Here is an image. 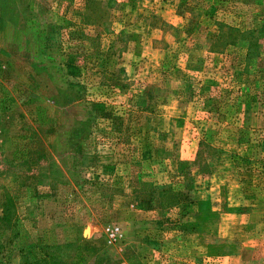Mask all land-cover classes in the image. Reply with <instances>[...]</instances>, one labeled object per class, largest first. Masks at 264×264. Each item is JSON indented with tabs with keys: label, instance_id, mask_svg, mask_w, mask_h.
I'll use <instances>...</instances> for the list:
<instances>
[{
	"label": "rangeland",
	"instance_id": "1",
	"mask_svg": "<svg viewBox=\"0 0 264 264\" xmlns=\"http://www.w3.org/2000/svg\"><path fill=\"white\" fill-rule=\"evenodd\" d=\"M263 217L264 0H0V264H264Z\"/></svg>",
	"mask_w": 264,
	"mask_h": 264
},
{
	"label": "crops",
	"instance_id": "2",
	"mask_svg": "<svg viewBox=\"0 0 264 264\" xmlns=\"http://www.w3.org/2000/svg\"><path fill=\"white\" fill-rule=\"evenodd\" d=\"M230 168H232L231 166H229ZM257 185H259V184H261L262 182L261 181H256L255 182ZM222 187V186H221ZM220 187V188H221ZM256 189H258V188H256ZM236 192V191H235ZM252 199H255V197H253ZM201 201H206L207 203H208V201H209V199H207V198H203V199H201ZM250 201H251V199H248L247 198V203L248 204H246V205H248V206H246L245 208L247 209V210H250V206H249V203H250ZM206 204V203H205ZM235 207V211L237 212V214L238 213H241V212H243L244 211V213L245 214H247V215H249V213H247V211L244 209V206H242V205H235L234 206ZM206 210V209H205ZM253 210H256V209H253ZM251 213H252V211H251ZM193 218H194V216H193ZM264 218V217H263ZM256 233V232H255ZM254 234V233H253ZM188 236L189 235H192V236H195L196 235V237L198 236V234H194V233H188L187 234ZM202 235V234H201ZM198 241H199V243H200V245H201V247L203 248V251H204V253H205V257H208V258H211V257H214V258H221V257H223V258H225L226 257V254H224V251L225 250H222V248L220 247V245H215V244H210V242H209V240L207 239V238H205V236L204 235H202L201 236V238L199 239L198 238ZM220 241V240H219ZM223 244H224V241H222V246H223ZM242 248H243V246H242ZM212 251H214V253L213 254H211L212 253ZM191 253H193V252H191ZM192 256V257H191ZM190 257L191 258H189V263L188 264H200L201 262L200 261H195V258H198V257H195V256H193V254L192 255H190ZM228 257V256H227ZM199 259H201L202 260V258H199Z\"/></svg>",
	"mask_w": 264,
	"mask_h": 264
},
{
	"label": "trees",
	"instance_id": "3",
	"mask_svg": "<svg viewBox=\"0 0 264 264\" xmlns=\"http://www.w3.org/2000/svg\"><path fill=\"white\" fill-rule=\"evenodd\" d=\"M181 196H182V194L179 195V193H177L176 196H174L176 198L175 204H177V205L178 204L179 205L183 204V202L181 201ZM201 206L204 207V209H208L209 210V206H208V203L206 201H202ZM193 216H195V215H193ZM192 224H194V223L192 222ZM182 227H183V224H182V226H179V228H182ZM192 228H193V225H192Z\"/></svg>",
	"mask_w": 264,
	"mask_h": 264
},
{
	"label": "built area",
	"instance_id": "4",
	"mask_svg": "<svg viewBox=\"0 0 264 264\" xmlns=\"http://www.w3.org/2000/svg\"><path fill=\"white\" fill-rule=\"evenodd\" d=\"M110 235H111L112 237H114L116 234H115L114 231H112Z\"/></svg>",
	"mask_w": 264,
	"mask_h": 264
}]
</instances>
